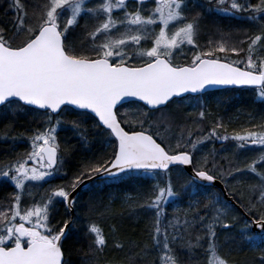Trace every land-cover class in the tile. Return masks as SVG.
<instances>
[{
  "label": "snow or ice",
  "instance_id": "1",
  "mask_svg": "<svg viewBox=\"0 0 264 264\" xmlns=\"http://www.w3.org/2000/svg\"><path fill=\"white\" fill-rule=\"evenodd\" d=\"M149 3L154 7H148ZM9 10L15 12L12 36L0 29V118L32 113L42 115L44 120L42 127L28 137L31 151L0 167V178H6L17 190L12 203L0 205V264H67L63 243L69 236V224L75 225L80 217L64 221L55 230L50 226L55 204L73 209V193L85 180L107 184L137 174L154 181L151 190L141 194L144 203L136 205L153 214L147 229L148 243L141 246L129 239L126 247L116 241L118 228L114 225L110 230L113 247L125 255L105 264H186L177 251L185 248L187 264L196 255L195 249L206 255V264H229L218 255L216 228L231 227L224 221L232 209L219 196L208 193L203 182L213 184L217 179L235 178L245 172L255 174L259 181L248 186L255 195L241 207L246 216L256 213L258 218L244 224L241 240L250 249L264 248V172L257 171L264 166V123L255 126L257 130L245 129L243 134L232 136L220 134L225 125L218 120L207 132L197 124L198 136L178 126L179 132L168 137L177 141L173 150L160 131H152L161 126L148 121L150 114L163 113L177 100L183 101L185 94L202 93L211 86L247 87L264 100V0H10ZM205 13L252 22L257 34L247 39L246 49L228 48L222 40L207 52L197 51L187 62L178 63L176 58L185 54L186 45L199 47L200 20ZM22 33L25 37L14 43ZM242 51L243 59L216 56L217 52L239 56ZM124 104L138 105L136 111L144 117L138 122L140 131H126L121 126L124 123L131 127L129 121L119 118L117 109ZM192 106L200 108V121L209 115L199 101ZM89 112L97 118L95 127L107 132L108 141L114 138L111 155L85 165L73 178L70 190L55 187L39 201L29 190L27 196L32 197V203L22 207L29 185L42 186L60 175L63 158L58 131L70 126L79 139L86 141V129L80 121L63 117L73 113L85 117ZM169 116L175 120L174 113ZM164 132H172V128L165 127ZM6 138L7 133L0 137ZM10 139L16 143L23 137ZM212 141H234L238 151L253 146L262 150L243 168L232 167V161H228L229 169L225 171L213 160L212 169L217 170L214 175L208 169L207 157L203 158V168L194 166L199 146ZM174 167L178 168V178L188 175L182 190L194 202L189 203L183 218L177 214L166 221L165 205L178 198L172 184ZM198 194L208 198L203 215L198 208L200 201L194 200ZM125 199L131 206V200ZM96 211L94 206L89 207V213ZM99 215L112 218L113 213L104 206ZM197 226L203 234L197 235L193 243L191 231ZM253 226L259 233L247 234ZM83 231L85 238H92L88 245L91 258L86 264H99L108 239L92 220L83 224ZM258 259L264 264V252Z\"/></svg>",
  "mask_w": 264,
  "mask_h": 264
},
{
  "label": "trees",
  "instance_id": "2",
  "mask_svg": "<svg viewBox=\"0 0 264 264\" xmlns=\"http://www.w3.org/2000/svg\"><path fill=\"white\" fill-rule=\"evenodd\" d=\"M252 2L256 3L258 0H252ZM147 6L154 7V5L151 3H149ZM129 10H131V5ZM197 11L199 12L201 10L198 9ZM4 14L5 12L3 11V7L0 6V20L6 22V16H4ZM29 14H31V8H29ZM202 18L204 22L201 28L204 29L207 26H218V29L222 34V36L219 37L222 39L229 38V36L232 35L230 33L232 32L231 29L234 27V24L232 25L230 23H242L245 21L244 19H237L230 16L207 13L203 14ZM82 21L83 20L80 22ZM83 23L84 22H82V24ZM13 24L14 23L9 24V21H7L6 24V27L8 28L11 25L10 36L13 34ZM242 25H244L247 29L245 30V28H239L238 30H240L241 33L246 31L249 32L247 34H250L251 36L257 34V29H252L249 23L247 24L244 22ZM25 35L26 34L22 33L16 38L14 43H19L20 40L25 37ZM240 38L241 36L236 39L237 42H234V46L239 45ZM246 48L247 44L244 45V49ZM216 56L222 59H225L227 56L228 60H237L243 59L245 57V52L240 53L239 56L233 53H216ZM186 58L187 57L184 56L182 59ZM188 60L190 59L188 58L187 60H181L178 63H185ZM224 90L227 91V93L222 94L220 97H211V105H213V108L210 109L209 107V109L206 110V113H209V115H207V119L205 120L206 127H208L206 131H208L217 120L225 125L224 129L219 130L221 135L232 136L236 133L243 134L245 129L257 130L255 126L264 123V100L260 99L254 90L247 87L227 88ZM212 93H206L204 95H199L200 97H194H209ZM190 97L193 96H189L188 98ZM224 100H227V103H225ZM137 107L138 105H135V108L133 106L132 110L136 111ZM130 116L131 118L129 121L131 127L129 124H126L125 127L130 130L141 129L138 124L135 123L144 119V117L140 114L135 116L133 114ZM158 118V116L149 115L148 121L154 122L156 124L158 123L159 125L162 121H160ZM63 119L66 121H80L81 127L86 129V141L79 139L73 133L70 126H64L63 130L58 131L57 140L61 148L60 155L63 160L65 158V161H63V165L61 167L62 169H60V175L51 179L47 183H43L42 186H37L33 183L25 189V194H27V192L30 190L37 201L41 200L42 195L44 198H46L48 192L58 186H66L70 190V178L75 177L76 174L78 175L83 167L89 162L95 161L100 157L107 159L113 151L112 145L116 143L114 138L108 141V134L106 131H101L95 127L96 118H94L90 113H88V115L85 117H79L74 113L66 114ZM43 120L44 117L42 115L34 116L32 113H28L27 115L18 114L15 118L11 116L6 119L0 118V137H3L5 133H7L9 137L0 140V160H4L3 162L6 163L11 161L15 154L24 147V144L22 143H13L10 137L17 135H32L33 132L31 131L39 125V122H42ZM189 123L191 124L192 121H189ZM36 124L37 126L35 127ZM162 125L163 123H161V127L154 128L152 131L162 130ZM38 127L41 128L42 126ZM144 127L147 128L148 125L144 124ZM187 129L193 130L194 127L187 126ZM149 133L151 134V131ZM214 142L219 145V147L223 145L219 141ZM28 150L31 151L30 142L28 143V147L26 148L25 146L24 148V151ZM261 150L262 149L259 148V146L248 148L247 151L251 153V156H248L244 162L238 164L233 163L231 166L243 168L246 163H250L253 158L258 157L259 155L256 156V154H260ZM204 157H207V159L210 160L211 156L209 154H202L201 159ZM218 164L222 165L225 171L229 169V165L227 163L220 161ZM0 167H2L1 164ZM208 169L210 170L211 174H217V170H213L210 164L208 165ZM257 171L264 172V166L258 167ZM177 173L178 168L174 167L171 173L172 184L173 190L178 194V198L165 205L166 221L177 214L183 218V214L188 210L189 203L194 202L190 201V198L185 195L182 190V185H184L185 181L189 178L188 175L186 174L178 178ZM239 174L243 175L244 180L242 179V182L237 185L235 182H233V178L231 179V176H225L220 179L225 184L229 195L232 196L237 202V206L233 205L228 199L224 197L220 188L217 186L207 185L208 193L219 196L225 201V203L229 204L232 209L227 220L224 221L230 223L231 227L225 229L217 226L216 228L217 252L221 258H226L229 261V264H259L258 257L262 254V252H264V248L250 249L247 244L243 243L241 240L244 224L251 223V221L244 215L245 208H242L241 205H247L250 196L254 197L255 194L250 193L248 186L258 183L259 177L249 172ZM235 176H238V174ZM153 184L154 181L150 177L146 175L141 176L139 174L135 175L131 179H117L114 181H109L107 184L96 180L88 187L83 188L78 192L75 198L73 215L70 214L69 210H66L63 203H56L55 208L52 211L50 221V226L55 230H58L60 227H62L64 221L73 220L77 215L80 217V219L76 221L75 225L69 224V236L68 239L63 243L62 249L64 251L67 264H86V260L91 258L88 245L92 238H85L83 231V224L89 220L97 222L108 239V246L104 249L103 253L100 254L101 260L99 261V264H105L106 261L119 260L125 255V253L120 252L113 247L114 238L111 236L110 230L114 225L118 228V235L115 238L116 241L123 242L126 247L127 241L129 239H131L133 242H139L141 246L148 243L147 229L152 222L153 214L150 211H145L136 207V205L144 203L145 196L141 194H147L151 190ZM16 192L17 190L11 182H9L6 178H0V197L4 196L5 193H8L7 195L9 198L7 201H11ZM241 195H243V199H241ZM125 198H129L131 200V206H129V203L126 202ZM194 200L200 201L198 208L200 209V214L203 215L205 211L203 205L208 203V198L205 194H198ZM31 203L32 197L25 195L23 198L22 207H27ZM90 206H94L97 211L95 213H89ZM104 206H107L111 210L113 213L112 218L101 217L99 215V213L103 211ZM251 216L256 219L258 218L256 213H253ZM233 217H235V219H233ZM252 233L255 232L251 231V229H249L247 232V234ZM202 234L203 233L198 226L193 228L191 231L192 242L195 243V237ZM231 238L234 240H231ZM206 247L207 244L205 243L204 248ZM177 251L180 255L185 257L187 264L188 250L185 248L178 249ZM194 251L196 255L192 257L191 264H206V255L203 254L202 250L195 249ZM86 254L89 255L86 256Z\"/></svg>",
  "mask_w": 264,
  "mask_h": 264
},
{
  "label": "rangeland",
  "instance_id": "3",
  "mask_svg": "<svg viewBox=\"0 0 264 264\" xmlns=\"http://www.w3.org/2000/svg\"><path fill=\"white\" fill-rule=\"evenodd\" d=\"M9 2L10 0H0V6L3 7V11L5 12L4 16H6L5 18V21L6 22H3V20H0V29H3L7 34L8 36L11 35V28L9 26L6 27V24H7V21H9V24L10 23H14L15 21V13L13 10H9ZM198 9H196L197 11ZM225 16V15H223ZM84 22V21H82ZM82 22H80L82 24ZM203 18L200 20V35H199V38L197 40V44L199 45L198 48H195L193 49V47H190V46H185L183 51H184V55L180 56L178 55L177 57V62H180L181 60H187L188 58L191 59V56L197 52V51H200V52H207L209 50L210 47L214 48L216 46V43L218 41H224L226 42V46L228 48H231L234 46V42H237L236 39L239 38V36H241V38L239 39V42L241 41H245V43L243 44H240L235 46L237 47L238 49L242 48L244 49V45L247 44V39L249 37H252L250 34H247L249 32H244V33H241L240 30H238L239 28H245V30L247 29L244 25V22L245 23H249L250 27L252 29H257L255 24H253L252 22H249V21H244L242 23H230V24H234V27L231 29L232 32L230 34L233 35H230L229 38H220L219 36H222V34L220 33L219 29H218V26H210V27H205L204 29L201 28V26L203 25ZM240 31V32H239ZM243 32V30H242ZM7 38V36H6ZM211 40L213 43L212 45H209L208 41ZM230 42V43H229ZM146 47L149 46V45H145ZM243 52V51H242ZM240 52V53H242ZM219 53V52H217ZM228 53H231V52H228ZM224 54V53H223ZM235 54V53H233ZM184 56H186L187 58L186 59H182ZM227 93V91L225 90H219V92H213L209 97H204V98H196V97H190V98H185L183 101H180V100H177L176 103H173L169 106L168 109H166L163 113L162 112H156L155 114H150V115H155V116H158L159 120L162 121L161 123H163L162 125V130H160L161 134L165 136V139H166V142L170 145V149H173V150H176L175 149V146H176V139L175 138H171L169 139L168 137H171L173 136L174 133H178V130H179V127L178 126H184L186 129H187V126H193L194 129L193 131L195 132V135L198 136L200 133H199V130L197 129V124L201 125V127L204 129L205 132L206 129L208 127H206V123H205V120L203 121H200L197 117V113L200 111V108H196V107H193L192 105H196L197 102L199 101V103L201 105H203V108L204 110L206 111L207 109H212L213 108V105H211L212 103V98L211 97H220L222 94H225ZM200 97V96H199ZM225 103H227V100H224ZM223 102V103H224ZM134 108H135V105H134ZM132 108L131 107H122L118 110V113H120V118L122 120H127L129 121L131 116H130V112H131ZM143 111H146L145 109H143ZM127 113V115H123ZM169 113H174L175 115V120H171L170 116H169ZM134 114L135 115H139L140 113L138 111H132V115ZM189 114H191V116L189 117ZM185 117H189L188 119H185ZM189 121H192V123L190 124ZM37 122V121H35ZM130 122V121H129ZM139 122V121H138ZM138 122H136L135 124H138ZM157 122V121H155ZM42 122H39L38 126H42ZM157 126H160L161 123L158 125V123H154V122H151ZM145 125H148V123H145ZM37 126V124L35 125V127ZM36 127V128H39V127ZM164 126V127H163ZM165 127H171L172 128V132H169V133H165L164 132V128ZM34 128V129H36ZM33 129V130H34ZM33 130L31 132H33ZM159 131V130H158ZM32 134V133H31ZM31 135H27V136H22L23 139L19 142H17L18 144L19 143H22L24 144V147L22 150H19L15 156L12 158L11 161L9 162H15V160L18 158V157H23L27 152H29L30 150L28 151H24V148L26 146V148L28 147V143L30 142L28 140V137H30ZM195 138V136H194ZM2 140V139H0ZM215 145V146H214ZM220 149H218V148ZM217 145L214 141L212 142H206L205 144H203L202 146H199V150L196 151L195 153V163H194V166L196 168H202V166L204 167L203 165V159H201V155L203 154H209L211 157H210V162H212L213 160L218 163L220 161L224 162V163H227L228 164V161H232V164L233 163H242L244 162L248 156H251V153L247 150H237L236 148V142H223V145L220 146ZM215 149H218V150H215ZM215 150V151H213ZM259 155V153L256 154V156ZM223 158V159H222ZM4 160H0V164L3 166L4 164H6V162H3ZM65 161V158L64 160ZM7 162V163H9ZM31 163V162H30ZM211 165V163H209ZM229 165V164H228ZM212 167V165H211ZM62 169V168H61ZM211 174V173H210ZM77 175V174H76ZM74 177H71L70 178V181L72 182ZM233 177L231 176V179ZM242 179L244 180V177L242 174H238V176H235V178H233V182H235V184H240L242 182ZM163 186V184L161 185ZM243 186V185H241ZM218 187V186H217ZM222 191V190H221ZM8 193H5L4 196H1L0 197V205H9L11 203V201H7L8 200ZM27 195V194H25ZM25 197V196H24ZM245 215V214H244ZM246 216V215H245ZM251 221V220H250Z\"/></svg>",
  "mask_w": 264,
  "mask_h": 264
},
{
  "label": "water",
  "instance_id": "4",
  "mask_svg": "<svg viewBox=\"0 0 264 264\" xmlns=\"http://www.w3.org/2000/svg\"><path fill=\"white\" fill-rule=\"evenodd\" d=\"M227 87H241V86H227ZM220 88H225L224 86H211L209 87L207 90H212V89H220ZM206 90V91H207ZM189 94H193V93H189ZM195 94H198V93H195ZM187 95V94H185ZM94 115V114H93ZM122 126V125H121ZM191 166H184L185 169L189 168ZM93 181L95 180H92V181H89V180H85V183L83 185H81L80 187L77 188V190L73 193V196L76 197L77 193L79 192V190H81L82 188H85L87 187L88 185H90ZM203 184H209L208 182H203ZM211 185H215V186H218L222 192H223V195L235 206H237V202L234 200V198L232 196L229 195L224 183L220 180V179H217L213 184ZM70 211V214L73 215L74 213V208L69 210ZM244 212V211H243ZM245 214V212H244ZM249 220H253V219H256L254 218L253 216H246ZM252 231L256 232V233H259V230L253 226L251 227Z\"/></svg>",
  "mask_w": 264,
  "mask_h": 264
},
{
  "label": "bare ground",
  "instance_id": "5",
  "mask_svg": "<svg viewBox=\"0 0 264 264\" xmlns=\"http://www.w3.org/2000/svg\"><path fill=\"white\" fill-rule=\"evenodd\" d=\"M225 197V196H224ZM226 198V197H225ZM227 199V198H226ZM251 229V228H250ZM251 231H252V229H251ZM220 232H223V231H220ZM254 232V231H253ZM231 240H234L233 238H231Z\"/></svg>",
  "mask_w": 264,
  "mask_h": 264
},
{
  "label": "flooded vegetation",
  "instance_id": "6",
  "mask_svg": "<svg viewBox=\"0 0 264 264\" xmlns=\"http://www.w3.org/2000/svg\"><path fill=\"white\" fill-rule=\"evenodd\" d=\"M144 47H145V45H144ZM193 49H194V47H193Z\"/></svg>",
  "mask_w": 264,
  "mask_h": 264
}]
</instances>
